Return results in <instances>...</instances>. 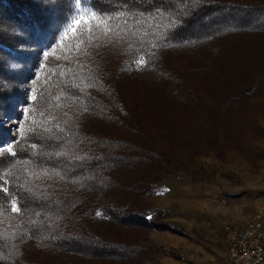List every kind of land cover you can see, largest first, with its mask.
Masks as SVG:
<instances>
[{
    "label": "trees",
    "instance_id": "16d2710c",
    "mask_svg": "<svg viewBox=\"0 0 264 264\" xmlns=\"http://www.w3.org/2000/svg\"><path fill=\"white\" fill-rule=\"evenodd\" d=\"M85 1L97 26L66 34L76 0H0V101L19 100L20 47L47 41L18 134L0 124V264H143L148 249L123 229L173 230L146 198L193 161L167 131L181 134L180 121L199 138L216 131L167 52L188 50L198 75L236 84L229 95L264 81V0ZM143 100L178 129L159 130L171 144L142 120Z\"/></svg>",
    "mask_w": 264,
    "mask_h": 264
},
{
    "label": "rangeland",
    "instance_id": "374dc122",
    "mask_svg": "<svg viewBox=\"0 0 264 264\" xmlns=\"http://www.w3.org/2000/svg\"><path fill=\"white\" fill-rule=\"evenodd\" d=\"M75 8V12L65 27L64 33L72 32L76 28H87L90 30L97 26V20L93 18L94 15L85 0H76ZM2 14L4 15L5 13L1 12ZM77 20L80 21L79 25H76ZM92 32L95 33L94 30ZM46 42L45 38H40L39 42L29 43L25 48L24 46L20 47V49L25 50V56L17 64L19 67L24 68V72L18 74L17 89L19 100L15 102L14 106L12 105L13 97H5L0 101V124L6 128V132L10 133L11 137L18 134L26 117L27 101L33 96L29 89L33 84L34 75L36 76L38 73L39 62L45 56L42 53L45 49L43 45H47ZM167 57L177 70L184 73L203 98L207 111L202 110L201 113L207 114L210 111H214L215 123L209 129L216 131L211 132L209 136H201L199 138L190 133L191 127H193V130L197 128L193 126L195 123L180 121L178 123L180 125L178 127L180 128L179 130L174 125H171V127L161 125L162 122L160 123V119L157 118V109L151 110L150 106L152 103L146 101L144 104L145 100H143L141 104L143 103L146 108L143 109L145 111L140 110L139 114L142 120L149 124L160 142L171 144L169 140H163L166 138V134L161 139L160 128L163 127L165 131L176 129V131H181V134L175 137V135H169L167 131V136L173 137V140L171 139L172 143L185 150L180 151L181 156L187 158L188 147L191 145L193 148V151L189 150L188 153L193 155L192 164L185 170L184 168H178L173 173H166L164 177L167 175L176 178L180 177L177 180L191 182L198 189L201 182L207 189H215V191L220 192L219 198L226 200V204L222 207H226L233 202H242L247 206H252L253 209H248L251 210L248 216L251 215L255 206L264 202V81L261 84L257 82L255 88H253L254 84L250 87L242 86V90L229 95L227 90H235L237 88L235 87L236 84H233L234 82L230 80L222 81L226 79L224 77L217 78L221 82H211L205 75L204 77L198 75L201 70L195 66V63L192 64L193 60L188 50L184 48L172 49L167 52ZM214 92L219 97H222L218 108H216L215 99H212ZM24 93L25 95H23ZM155 104L154 106L162 108L161 113H174L176 117L180 114L179 111L171 108V103L165 100L157 101ZM211 107L215 108L210 110ZM171 109L172 111H170ZM183 113L187 112L183 111ZM181 118L184 119L185 117L182 115ZM209 125L210 123H207L205 127L208 128ZM196 126H199V124ZM146 200L147 204L151 206L148 198ZM164 218L155 217V219L161 221ZM243 222L241 224H234L232 221L225 222L223 230L225 232L224 225L227 223L240 227ZM133 228L123 229V231L134 233V243L144 245L148 249L145 258L152 251H163L158 245L152 248L143 244L147 240V231L150 228L135 227V230H132Z\"/></svg>",
    "mask_w": 264,
    "mask_h": 264
},
{
    "label": "crops",
    "instance_id": "0c3cea01",
    "mask_svg": "<svg viewBox=\"0 0 264 264\" xmlns=\"http://www.w3.org/2000/svg\"><path fill=\"white\" fill-rule=\"evenodd\" d=\"M178 178L165 176L156 194L148 198L152 207L168 211L162 221L173 230L147 231L143 244L158 245L164 251H152L143 264H220L227 251L223 224H241L253 208L242 202L217 207L219 191L207 189L201 182L198 189Z\"/></svg>",
    "mask_w": 264,
    "mask_h": 264
},
{
    "label": "built area",
    "instance_id": "2783aa9c",
    "mask_svg": "<svg viewBox=\"0 0 264 264\" xmlns=\"http://www.w3.org/2000/svg\"><path fill=\"white\" fill-rule=\"evenodd\" d=\"M226 204L220 199L218 207ZM227 251L220 264H264V202L255 206L242 226L224 225Z\"/></svg>",
    "mask_w": 264,
    "mask_h": 264
},
{
    "label": "snow or ice",
    "instance_id": "6c2138e0",
    "mask_svg": "<svg viewBox=\"0 0 264 264\" xmlns=\"http://www.w3.org/2000/svg\"><path fill=\"white\" fill-rule=\"evenodd\" d=\"M93 18H95V17H93ZM85 22H86V21H85ZM79 24H80V21L77 20V21H76V25H79ZM45 55H47V53H46ZM5 191H6V189H5ZM14 210H16V209L14 208Z\"/></svg>",
    "mask_w": 264,
    "mask_h": 264
}]
</instances>
